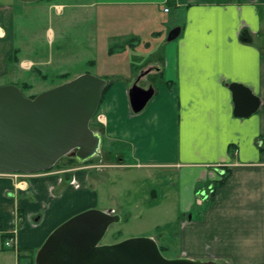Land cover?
Listing matches in <instances>:
<instances>
[{
    "label": "crops",
    "instance_id": "obj_1",
    "mask_svg": "<svg viewBox=\"0 0 264 264\" xmlns=\"http://www.w3.org/2000/svg\"><path fill=\"white\" fill-rule=\"evenodd\" d=\"M93 8L148 13L147 23L127 25L134 36L158 17L155 8L175 12L167 22L168 30L179 29L174 40L147 31L146 39L158 40L148 56L125 77H101L111 84L95 116L101 140L119 154L109 169L136 173L147 184L167 173V188L149 186L124 208L116 192L102 191L106 177L91 178L86 169L0 176V264H34L48 236L85 210L117 215L122 224L158 213L148 226L157 236L148 237L160 252L176 241L178 258L264 264V0H98ZM134 84L153 89L138 112L129 102ZM231 84L256 97L255 111L244 105L235 112ZM173 207L176 215L165 220ZM12 233L14 247L6 248L1 235ZM23 248L33 257L20 258Z\"/></svg>",
    "mask_w": 264,
    "mask_h": 264
},
{
    "label": "rangeland",
    "instance_id": "obj_2",
    "mask_svg": "<svg viewBox=\"0 0 264 264\" xmlns=\"http://www.w3.org/2000/svg\"><path fill=\"white\" fill-rule=\"evenodd\" d=\"M97 1L41 0L21 3L17 0H0V86L15 85L22 89L26 97H31L83 74L101 78L104 74L110 73V76L111 72H114L120 77H125V70L139 65L148 56L147 51L157 44L158 40L152 36L146 39L149 31L159 32V41H163L170 33L167 22L169 17L172 18L175 14L172 10L170 14H165L162 10L159 14L155 8L154 13L158 17L149 25H145L139 35L134 36L133 31L127 32V25L147 23L150 18L148 13L116 16L103 13L99 9L94 11L93 6ZM181 15L178 20H181ZM49 30L52 35H49ZM132 42L137 45L130 46ZM12 56L14 59L10 61ZM24 62H29L32 67L22 66ZM115 77L112 75L109 78ZM95 118L91 120L90 128L101 135ZM116 150L102 139L96 156L85 162L63 157L50 170L68 171V174H72L76 170L86 169L91 178L106 177L101 184L102 191L105 194L116 192V201L124 208L134 200L140 201L149 186L153 185L160 191L166 190L167 173L161 176V180L158 176V181L147 184L141 176H136V173L109 169V166L118 165L119 154H116ZM172 209L169 215L166 214L165 220L176 215L174 207ZM155 214L158 213L152 212L149 215L146 212L141 219L111 225L101 244L131 238H149L148 235L152 234L157 236V233L148 229L152 215ZM196 215L197 213H194L193 217H197ZM20 253L28 254L25 251ZM161 254L166 259H177L181 252L175 241L171 242L168 250H162Z\"/></svg>",
    "mask_w": 264,
    "mask_h": 264
},
{
    "label": "water",
    "instance_id": "obj_3",
    "mask_svg": "<svg viewBox=\"0 0 264 264\" xmlns=\"http://www.w3.org/2000/svg\"><path fill=\"white\" fill-rule=\"evenodd\" d=\"M34 3L41 0H17ZM179 29L167 36L174 40ZM106 80L83 74L26 97L15 85L0 86V173L34 174L51 169L61 158L79 162L96 156L100 135L90 128ZM235 112L258 100L240 85L231 84ZM153 95L150 86L129 90L131 109L138 112ZM120 218L100 210L77 214L58 226L36 252L34 264H208L189 259H166L147 237L101 245L108 228Z\"/></svg>",
    "mask_w": 264,
    "mask_h": 264
},
{
    "label": "trees",
    "instance_id": "obj_4",
    "mask_svg": "<svg viewBox=\"0 0 264 264\" xmlns=\"http://www.w3.org/2000/svg\"><path fill=\"white\" fill-rule=\"evenodd\" d=\"M13 56L12 57H10L9 58V60L10 61H13ZM110 84H111V82H109V83H106V85H105V87H104V89H103V92H102V97H101V101H100V104L102 103V99H103V96H104V94H105V92L108 90V88H109V86H110ZM21 90V92H22V89H20ZM23 93V92H22ZM35 96H31V97H28V98H34ZM100 106V105H99ZM98 112V111H97ZM96 115H97V113H96ZM95 115V116H96ZM94 116V117H95ZM51 170H52V168H51ZM50 169L49 170H47V171H51ZM227 174L226 173H224L223 175H222V179H221V181H219L217 184H215L213 187H214V189H217L218 187H220V186H222L223 185V183H224V181H225V179L227 178ZM214 189H211L212 190V192H209V196L210 197H212L213 195H214ZM8 237V235H6V234H4V235H1V239L3 240V241H5V239ZM21 251H25V252H27L28 254H27V257H33V249H31V248H23V249H20L19 250V252H21ZM20 254V258L22 257V254L21 253H19ZM32 260V259H31ZM31 264H32V261H31Z\"/></svg>",
    "mask_w": 264,
    "mask_h": 264
},
{
    "label": "built area",
    "instance_id": "obj_5",
    "mask_svg": "<svg viewBox=\"0 0 264 264\" xmlns=\"http://www.w3.org/2000/svg\"><path fill=\"white\" fill-rule=\"evenodd\" d=\"M168 11V8H165L164 9V12H167ZM24 67H29L31 68L32 67V64H30L29 62H24L23 65ZM21 174L20 173H12V174H9V173H0V176H11L13 178H18ZM19 221H20V218H18L17 220V223H16V226L18 227L19 226ZM14 234H10L6 239L5 241L3 242L4 243V246L6 248H13L14 247Z\"/></svg>",
    "mask_w": 264,
    "mask_h": 264
}]
</instances>
